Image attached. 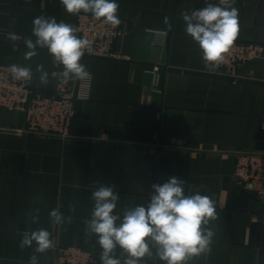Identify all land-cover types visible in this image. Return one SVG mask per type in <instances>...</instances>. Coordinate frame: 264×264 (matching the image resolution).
<instances>
[{
  "label": "crops",
  "instance_id": "crops-1",
  "mask_svg": "<svg viewBox=\"0 0 264 264\" xmlns=\"http://www.w3.org/2000/svg\"><path fill=\"white\" fill-rule=\"evenodd\" d=\"M116 2L125 33L115 48L123 58L82 57L91 74L89 97L75 102L72 137L28 134L23 112L0 108V264H29L35 243L21 250L20 241L40 228L50 232L53 247L35 253L38 264H56L57 247L71 245L95 252L101 264L97 237L86 234L84 223L93 185L116 186L114 214L122 217L126 207L147 206L152 184L171 176L185 181L186 195L198 188L209 196L218 217L209 225L211 251L188 264H264V205L234 177L237 153L264 150V0L233 4L236 41L262 47L239 78L205 68L180 15L219 0ZM41 15L75 26L78 14L67 13L60 0H0V65L31 68L30 86L50 94L60 79L49 75L42 85L36 67L51 74L62 66L54 67L46 48L24 58V40H35L32 22ZM69 81L81 89V80ZM57 207L71 222L50 221ZM141 262L164 264L155 255Z\"/></svg>",
  "mask_w": 264,
  "mask_h": 264
},
{
  "label": "clouds",
  "instance_id": "clouds-1",
  "mask_svg": "<svg viewBox=\"0 0 264 264\" xmlns=\"http://www.w3.org/2000/svg\"><path fill=\"white\" fill-rule=\"evenodd\" d=\"M69 14L91 13L97 20L116 28L121 20L117 13L119 4L116 0H60ZM235 0H219L218 4H207L180 15L185 23V32L199 45L205 68L216 70L225 59L239 33V13L233 6ZM165 24H169L165 17ZM32 38H25L28 49L24 58L31 60L38 53L37 47L46 48L52 56L55 68L62 70H44L39 64L36 71L40 73L39 82L49 83V75L55 79L86 80L91 77L86 66L80 61L86 51H91V42L77 35V28L55 17L43 15L33 19ZM13 79L31 83V68L13 64L10 66ZM97 183V182H96ZM95 183V184H96ZM94 184V185H95ZM91 199L94 206L90 219L84 221L86 234L95 235L100 246L101 264H141L143 258L158 257L164 264H188L195 257L211 251L215 231L209 227L217 217L214 201L207 195L185 194V181L171 176L164 183L151 186L150 202L147 206L126 207L123 214L115 213L119 192L115 185L100 184L94 187ZM74 212L75 207L69 206ZM39 212V209L36 210ZM50 221L56 225L71 222V216H65L59 207L49 212ZM34 215L32 222H38ZM119 221V223H117ZM35 243L34 254L29 264H38L35 253H45L53 247L51 234L40 228L25 231L19 247L21 250L31 248ZM121 250L120 257L116 250ZM154 250V251H153Z\"/></svg>",
  "mask_w": 264,
  "mask_h": 264
},
{
  "label": "built area",
  "instance_id": "built-area-1",
  "mask_svg": "<svg viewBox=\"0 0 264 264\" xmlns=\"http://www.w3.org/2000/svg\"><path fill=\"white\" fill-rule=\"evenodd\" d=\"M74 27L78 36L91 42V51H86L84 57L123 58L115 48V42L125 33L122 20L113 28L91 13H79ZM261 51L257 43L235 41L216 71L239 78L240 70L258 58ZM89 85L90 78L81 80V89L76 92L69 80L60 79L56 92L49 94L13 79L10 66L0 65V108L23 112L28 134L70 138L75 102L89 97ZM0 131H4L1 125ZM234 177L264 205V150L237 153ZM98 258V254L79 245L57 247L56 264H95Z\"/></svg>",
  "mask_w": 264,
  "mask_h": 264
}]
</instances>
